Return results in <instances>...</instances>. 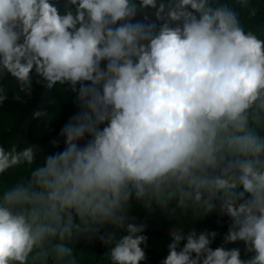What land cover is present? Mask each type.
I'll return each mask as SVG.
<instances>
[{"label":"clouds","instance_id":"1","mask_svg":"<svg viewBox=\"0 0 264 264\" xmlns=\"http://www.w3.org/2000/svg\"><path fill=\"white\" fill-rule=\"evenodd\" d=\"M254 2L65 0L61 14L53 0H0V75L23 91L33 71L67 83L78 105L41 162L34 145L0 146V264H104L76 247L93 237L108 264H140L133 202L192 221L218 210L224 244L246 246L242 258L211 247L216 231L174 229L161 264H264V28L234 7L251 18ZM140 9L160 25L136 21Z\"/></svg>","mask_w":264,"mask_h":264},{"label":"trees","instance_id":"2","mask_svg":"<svg viewBox=\"0 0 264 264\" xmlns=\"http://www.w3.org/2000/svg\"><path fill=\"white\" fill-rule=\"evenodd\" d=\"M53 3H55L60 13L63 14L65 11V0H53ZM251 6L257 8L256 16L251 18L248 17L246 10L239 6L234 7H236L244 26L259 33L264 28V3L254 2ZM261 38H264V35ZM30 75V91L21 90L17 79L9 73L5 72L0 75V87L4 88L7 97L3 103H0V146H3L5 149L9 148L13 143L22 147L18 138L21 125L41 101L45 82L42 81V78L35 71ZM77 111L76 93L72 91L69 84L57 83L54 86L52 99L45 109L48 115L39 117L33 124L29 133L30 142L39 145L60 137L61 128ZM52 152L54 151L36 154L38 158L37 162H41L39 160L40 157ZM22 174L24 173L20 169L10 170L6 174V178L9 181H14ZM128 212L149 223L162 227L180 226L186 231L192 228H195L198 232L203 230L216 231L217 236L211 244L212 248L222 245L226 248H239L241 250V257H245L246 246L243 241L224 244L223 237L228 232L231 221L228 216L220 215L218 210L195 221L189 218L169 217L158 210L148 213L136 202L131 204ZM110 231H116L114 226L109 225L101 228L100 234L106 235ZM121 234L117 232V235ZM144 234L147 236V241L146 245L142 244L141 246L144 248L146 259L141 261L140 264H161V261L168 255V244L171 242L170 233L157 234L154 232H144ZM182 245L183 241L181 242ZM76 247L87 251L97 261H104V264H108L105 260V255L110 246L104 244L98 237H93L90 240L81 239L77 242ZM84 264H90L87 257L84 258Z\"/></svg>","mask_w":264,"mask_h":264},{"label":"water","instance_id":"3","mask_svg":"<svg viewBox=\"0 0 264 264\" xmlns=\"http://www.w3.org/2000/svg\"><path fill=\"white\" fill-rule=\"evenodd\" d=\"M149 17L148 21L144 20L145 16ZM136 21H141L143 23H149V22H154L157 26L160 25L161 21H157L154 17V13L153 10L150 9H140L138 10L137 16L135 17ZM178 22H173V26H175V24ZM55 86V85H54ZM54 86L49 88L46 86V82H45V88L43 91V95L41 97V101L39 102V104L36 106L35 110L26 118V120L23 122V124L21 125L19 134H18V138H19V142L21 144L22 147L27 146V145H34L36 148V154H40V153H46L49 152L50 150L56 148V147H60L63 144V138L59 137L53 140L59 141L58 144L54 145L52 142L49 143H44V144H40V145H36L30 142L29 140V133L33 127V124L37 121V119L39 118L36 113L37 112H45V109L47 108V106L49 105L52 96H53V91H54ZM127 216L132 219L133 222L137 223V224H143L145 226L144 232H154V233H159V234H163V233H170L172 230L174 229H179L182 234H187V232L181 228V227H174V228H170V229H163L160 226L154 225V224H150L144 220H142L140 217H137L136 215H133L129 212H127ZM186 241H183V243H185Z\"/></svg>","mask_w":264,"mask_h":264}]
</instances>
